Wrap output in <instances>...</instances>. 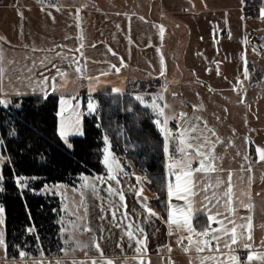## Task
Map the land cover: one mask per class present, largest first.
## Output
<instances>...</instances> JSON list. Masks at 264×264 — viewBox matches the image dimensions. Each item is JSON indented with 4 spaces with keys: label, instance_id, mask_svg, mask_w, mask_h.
Masks as SVG:
<instances>
[{
    "label": "crops",
    "instance_id": "crops-1",
    "mask_svg": "<svg viewBox=\"0 0 264 264\" xmlns=\"http://www.w3.org/2000/svg\"><path fill=\"white\" fill-rule=\"evenodd\" d=\"M262 1V12L258 14L257 20L260 28L264 29V0ZM243 8L244 0H0V51H8L12 56L2 58L6 60V64L0 66L4 67L6 72L0 80V96L11 95L10 99H14L43 96L45 92L50 95L56 93L62 82L86 81L90 84L83 83L85 86L82 87L81 94L90 97L88 94L94 92L96 84H100V88L111 85L106 83L109 81H90L89 77L100 75L105 79L109 78L108 80L116 78L131 83L124 72H138L158 79L169 71L165 68L168 66L166 56L169 57V53L166 48L169 51V43L165 42L166 47L161 43L166 39V32H159L162 27V23L157 21L159 17L170 19L176 12L188 14L200 24L195 26L205 29L207 27L211 31L210 36H215L214 39L217 40V29L223 33L227 32L229 36L239 29L235 20L240 17L243 21ZM219 17L223 21L224 30H221ZM153 24L158 28V38L153 37ZM176 58L179 57L174 59ZM181 60L184 62V59ZM45 77L48 78L46 84ZM113 92L123 93L114 90ZM135 92L132 93L136 96ZM229 107H226L225 112L223 139L213 136V140L206 144L202 141L204 134L201 130L205 131V128H201L203 124L201 123L202 126L197 127L196 131H192L193 128L187 124L183 136L178 137L182 139L179 144L185 152L184 155L177 154L181 155L179 163L171 165L165 151V219L160 217L154 207V195L149 191L141 169H137L130 161L124 168L86 177L87 185L80 191L69 188L63 191L65 194H79V213L82 219L81 224L80 219L78 220L79 234L86 232L88 246L84 253L40 257L32 262L26 261L29 259L8 261H26V264H73V261H86V264H91L92 260L101 259L95 248L94 242H97L103 259L110 260L111 264H200L199 258L211 256L215 259H225L232 251L262 245L264 159H261V153H264V121L245 124L241 118L243 106L234 107L230 111ZM97 113L98 106L95 114ZM239 113L240 118L236 122ZM188 114L186 108L179 109L176 118L178 115L183 116L185 121ZM241 119L242 123H239ZM220 145L222 146L218 147ZM197 151L201 154L198 155ZM202 163L204 166L214 163L218 170L196 171L201 168ZM188 168L191 177L189 175L187 179L188 176H184L182 172ZM229 173L232 202L226 204L227 198L222 197L220 202L216 203L212 193L215 191L219 196L227 190ZM109 175L118 177L119 183L107 179ZM216 179L224 183L218 187H208L214 185ZM187 182L188 190L183 185ZM109 185L123 193L124 201L117 195L109 194ZM203 188H207V192L202 191ZM172 194L175 195L176 201L172 200L171 204ZM206 195L208 200L205 199ZM57 197L60 199L64 218L69 209L67 207L65 212L61 196ZM209 200L212 202L209 203ZM65 202L67 204V200ZM249 204L252 205L250 209L245 207ZM149 210L155 215H149ZM245 210L252 218L250 230L247 224L240 223V214ZM107 211L110 212L111 220L106 226ZM217 212L220 215H217ZM199 216H203L204 221L198 225L195 219ZM208 216H212L211 222L207 219ZM62 218L60 233L64 226ZM173 220L176 226L184 225L186 220L189 223L183 228L177 227L179 234L175 235L171 224ZM221 223L223 230L213 236V232L220 228ZM206 226L211 229L207 236L209 240L206 236L199 239L196 231L201 232ZM190 227L194 231H189ZM233 227L236 236H241L240 245L235 249L227 244L230 242ZM140 229H143V232L139 231ZM128 231L134 234L132 240L128 238ZM249 234H253V238L248 239ZM137 237L143 241L142 244L136 243ZM214 237L219 239H213ZM183 239L188 241L185 247L180 245ZM209 243L211 247L207 246ZM197 247H204V251L197 252ZM137 248H140L139 253Z\"/></svg>",
    "mask_w": 264,
    "mask_h": 264
},
{
    "label": "rangeland",
    "instance_id": "rangeland-1",
    "mask_svg": "<svg viewBox=\"0 0 264 264\" xmlns=\"http://www.w3.org/2000/svg\"><path fill=\"white\" fill-rule=\"evenodd\" d=\"M251 2L254 3V6L249 5L246 11L244 10V2L242 11L243 16H241L243 21L240 17L235 20L239 29L237 31L234 30L236 32L231 36H229L227 32L223 33L217 29L216 31L219 32L216 35L218 38L217 40L214 39L215 36H210L211 31L208 30L207 27L205 29L195 26L200 24L188 14L176 12L170 19L159 17L157 21L162 23L161 29L163 30H159V32L162 34L166 32V39L164 42L161 41V43H163L164 47H166L165 42L169 43V51L166 48L169 57L166 56L165 53L167 59L166 64H168L165 68L169 69V71L166 72L163 77L155 79L152 76H146L138 72H124L128 79L132 81L131 83L116 78L108 80L109 78L105 79L100 75L89 77L88 79L101 83L109 81L106 83H109L111 85L109 87H112L111 89L114 91L133 94L132 92L136 90L137 93L135 92V97L139 96L141 98L142 102H140L142 105H148L151 112L156 116L155 121L167 120L166 124L161 123L158 128L159 130L161 128L163 129V131L160 130V132L164 136L165 144L168 145L169 150L166 152V155L171 165L179 163L178 160L181 158V155L177 154H185L183 146L179 144L182 139H178V137L183 136L182 134L187 128V124L191 128H197L202 126V123L203 126L201 128H205V131L201 130L204 134L202 141L208 144L209 140H213V136L218 139L224 138L226 107L230 106V111L232 108H240V105H242L243 110H240L241 118H243V123L245 124L264 121V52L259 49L258 51L253 44L247 42V36L251 33L257 31L264 33V29L260 28L259 21L257 20L258 14L262 12V9L261 7L259 9L255 8L258 4L262 6L263 1L253 0ZM220 21L221 30H224L221 17H219V22ZM182 26H184V28ZM204 26L207 25L204 24ZM152 27L153 37L158 38V28H156L154 24ZM219 37L224 38V40L222 38L219 39ZM182 46L185 48H180ZM3 57L12 56L9 55L8 51H0V65L6 64V60L2 59ZM175 57L179 58L174 59ZM181 59H184V62ZM161 80L166 81L161 82ZM83 83L88 85L89 82H62L59 89L55 91L59 102L57 112L58 133L61 131L65 132V138L68 139L69 142L71 137H78L80 136L78 132L83 131V115L95 114L98 106L97 100L94 97L82 96L81 90L82 87L85 86ZM173 93L176 95H173ZM77 95L79 96L77 97ZM10 96L11 95L0 96V101H4V103L7 104V107L3 105H0V107L2 106L8 109L9 106H13L16 108V104L18 103L20 105L21 98H24L18 97L10 99ZM16 99L17 102H15ZM165 104H167L168 107L163 108ZM90 105L95 109L94 112L90 111ZM161 108H163L165 113L164 116L158 115ZM183 108L189 111V114L185 116L187 118L185 121H183V116L178 115L176 118L178 110ZM237 116L236 122L240 118V113L237 114ZM190 119L192 121H190ZM175 120H178L180 123V131L177 134L169 132V127ZM215 121H217L216 125ZM184 122L187 123L184 124ZM239 123H242V119ZM205 124L207 127H205ZM182 125H184V127ZM211 125H213V127ZM214 127H217V130H215ZM105 137H107V143L105 142ZM222 139L221 141H223ZM221 146L222 145L218 147ZM182 148L183 151H181ZM0 155H2L1 152ZM4 162L5 159H0V171H3ZM128 163H131L129 159L126 157L121 158L116 155L112 149L109 137L104 136L102 158V169L104 171L102 173L82 174L74 185L66 183L48 184L49 187H43L39 191V194L42 195L61 196L64 203L63 210L66 212L67 207L69 209L68 214L66 212V216L62 218L64 226L59 235L62 243L59 254H81L85 252V249H88L87 238H85L86 232H81V234H79L78 220L80 219V224L82 223L79 213L81 207L79 194L78 192L65 194L63 191L67 188L80 191L87 185L86 177H94L96 175L111 172L117 168H124ZM186 171L189 172V168L186 169ZM170 175L172 176V172H170ZM188 178L189 176L187 179ZM183 185L185 188L188 187V182ZM71 186L73 187L70 188ZM175 199V195L172 194L170 197L171 204L172 200L176 201ZM65 200H67V204ZM172 206L173 205H171V207ZM172 212L173 214L175 213L174 208ZM106 214V216H108V221H106L105 225L107 226L111 219L109 218L110 212L107 211ZM240 215V223L246 225L249 212L245 210V212L242 211ZM5 218L6 212L4 208V213L0 215V219H3V223L0 224V239L3 240V244H0V264H26V261L32 262L35 258L45 257L44 255L39 257L25 255L24 257L16 259L29 260L24 262L8 261L10 258H8L7 255ZM215 220L220 221V219ZM171 224L173 234L178 235L179 230L177 226L175 223ZM221 230H223L222 223L220 228L214 231L212 235L216 236ZM199 233L200 232L196 231L199 239L204 237L199 235ZM249 235L253 238V234ZM236 237L237 240L235 244L231 242V239L229 240L230 242L227 243L230 248L235 249L238 247L237 245H240L239 240L241 236L237 235ZM90 250H92V247ZM250 250L258 251L260 253V258H258V260H249V254L247 252ZM227 255L229 256H226L225 259H215L211 256H206L204 259L199 258V261L200 264H241L242 261H245V264H264V259H261V257H264V243L247 250L232 251ZM76 262L80 264L82 261ZM84 264H86V261Z\"/></svg>",
    "mask_w": 264,
    "mask_h": 264
},
{
    "label": "trees",
    "instance_id": "trees-1",
    "mask_svg": "<svg viewBox=\"0 0 264 264\" xmlns=\"http://www.w3.org/2000/svg\"><path fill=\"white\" fill-rule=\"evenodd\" d=\"M251 1L244 0L245 11L249 5L254 6ZM93 89L88 95L97 100L98 113L84 115V136L70 138L75 154L65 150L58 134L56 93L48 95L47 100L42 96L21 98L16 108L0 107V137L4 139L0 152L5 157L0 205L6 212L10 259L20 258V252L34 257L60 255L61 202L57 196L39 191L48 184L74 185L82 174L102 173L104 136L109 137L117 156L126 157L141 169L158 214L166 218L165 139L154 123L156 116L134 94L113 92L109 86L100 88V84ZM12 129L16 136L8 135ZM13 173L38 179L18 189ZM195 220L199 225L204 217Z\"/></svg>",
    "mask_w": 264,
    "mask_h": 264
},
{
    "label": "snow or ice",
    "instance_id": "snow-or-ice-1",
    "mask_svg": "<svg viewBox=\"0 0 264 264\" xmlns=\"http://www.w3.org/2000/svg\"><path fill=\"white\" fill-rule=\"evenodd\" d=\"M161 31H163V30L161 29ZM77 71H79V69H77ZM5 72H6L5 68L2 67V66H0V80H2V78H3L4 74H5ZM61 75H66V74H65V73H61ZM47 79H48L47 77L44 78V83H45V84L47 83ZM54 79H55V78H53V80H54ZM53 89H54V84H53ZM40 98H41V99H44V100H47V98H48V93L45 92V94H44L42 97H40ZM136 99H137L138 101H141V98H140L139 96H137ZM161 99H162V97H161ZM141 102H142V101H141ZM65 103H66V102H65ZM0 105H3L4 107H7V104H5L4 101H0ZM144 106H145V107H148V105H144ZM16 107H20V105L17 103V104H16ZM153 107H155V106H153ZM166 107H168L167 104H165V105L163 106V108H166ZM89 108H90V111H93V112L95 111V109L92 108L91 105L89 106ZM163 108L160 109L158 115H160V116H164V115H165V113H164V111H163ZM181 115H183V114H181ZM154 123L157 124V125L159 126L161 123L166 124V123H167V120H164V121H154ZM97 127H99V125H97ZM205 127H207L206 124H205ZM160 130L163 131L162 128H161ZM209 130H210V129H209ZM192 131H196V128H193ZM210 131H211V130H210ZM58 134H59L60 137H61V140H62V143H63V146H64L65 150H66L67 152H69V153L75 154V147H74L73 143L69 142V140L65 138V132L61 131V132H59ZM78 134H79L80 136H84L83 131H79ZM213 134H215V133H213ZM8 135H9V136H16V135H17V132H16L15 129H12V130H10V131L8 132ZM182 135H183V134H182ZM105 142L107 143V137H105ZM2 147H4V139H3V137H0V148H2ZM189 147H191V145H189ZM164 150H165L166 152L169 150L167 144H165V149H164ZM181 151H183V148L181 149ZM197 154L200 155L201 153H199V151H197ZM0 159H5V157H4L3 155H0ZM261 159H264V153H261ZM9 162H10V161H9ZM204 170H207V171H210V172H216L218 169L214 166V163H209L207 166H204L203 163H202L201 168L196 169V171H204ZM182 174H183L184 176H186V177L190 175V173L187 172V171L182 172ZM13 176H14V182H15V184H16V186H17L18 189H24V188H27V187H28V184H27V181H28V180H36V179H38V177H24V176L16 175L15 173H13ZM107 179H110V180H116V182L119 183V179H118V177H116V176L109 175V176L107 177ZM177 179H179V176L177 177ZM3 181H4V176H3L2 171H0V192H3V191H4ZM222 183H224V181H222V180H220V179H216V180H215V184H214V185H209L208 187H213V186L218 187V186H219L220 184H222ZM227 185H228V186H227V190L224 191L223 193H221L219 196H218V194H217L215 191L212 193V197L216 199V203H219V202H220V198H222V197H226V198H227V200H226V204H231V202H232V194H233V193H232V184H231V173H229L228 180H227ZM44 187L47 188V187H49V186H48V185H45ZM186 190H188L187 187H186ZM93 191H95V186H93ZM108 191H109V194H110V195H117V196H119V199H120L121 201H124L123 193L114 190V189L111 187V185H109ZM202 191L207 192V188H203ZM169 194H171V193H169ZM205 199L208 200V196H207V195L205 196ZM211 202H212V201L209 200V203H211ZM241 203L243 204L242 201H241ZM245 207H247V208L250 209V208L252 207V205H250V204H249V205H245ZM3 213H4V207H3V205H0V215H2ZM126 213H127V208H126V204H125L124 214L126 215ZM149 215H155V213H152V212L149 210ZM217 215H220V213L217 212ZM113 217L115 218V213H113ZM207 219L211 222V221H212V216H208ZM247 221H248V223H247V228L250 230V229H251V226H252V224H251V221H252L251 216H249V217L247 218ZM2 223H3V219H0V224H2ZM172 223H175V221H172ZM188 223H189V222L186 220V221L184 222V225H187ZM184 225H179V224H178L177 227H178V228H183ZM129 227H131V226H129ZM86 230L90 231V229H86ZM210 230H211L210 227L206 226L205 229L199 233V235H201V236H206V237H207L208 234H209V231H210ZM139 231L143 232V229H140ZM189 231H194V229H192V228L190 227V228H189ZM231 233H232V235H231V242H232L233 244H235V243H236V240H237L236 232H235V227H233V228L231 229ZM127 235H128V238H129L130 240H132V239L134 238V234H133L132 231H128V232H127ZM146 238H147V237L145 236L144 239H146ZM135 239H136V243H137L138 245L143 243V241H142L140 238L137 237V238H135ZM189 239H190V238H189ZM213 239H219V238H218V237H214ZM248 239H251V236H250V235H249ZM0 244H3V240H2V239H0ZM207 246H208V247H211V244L209 243ZM226 246H227V245H226ZM95 247H96L97 251L100 253L101 259H100L99 261H97V260H92V261H91V264H111V261H110V260H105V259H103V253H102V251L100 250V245H99L98 243H95ZM216 247H217V250H218V247H219V246L217 245ZM136 251L139 253V252H140V248H137ZM196 251H197V252H202V251H204V247H197V248H196ZM19 255H20L21 257H24V256H25V253H24V252H20ZM248 259L250 260V259H251V256H249ZM261 259H264V257H261ZM73 264H78V262L73 261ZM80 264H84V262H80ZM141 264H142V262H141Z\"/></svg>",
    "mask_w": 264,
    "mask_h": 264
},
{
    "label": "built area",
    "instance_id": "built-area-1",
    "mask_svg": "<svg viewBox=\"0 0 264 264\" xmlns=\"http://www.w3.org/2000/svg\"><path fill=\"white\" fill-rule=\"evenodd\" d=\"M247 42L253 44L257 49H259L260 51L264 52V33H261L259 31L257 32H253L250 35L247 36ZM169 132L173 133V134H177L180 131V124L178 120H175L169 127ZM137 169H139V167L137 166ZM208 239V238H207ZM188 241L183 239L180 242L181 247H185L187 246ZM249 254V256H251L252 260H258V258H260L259 256V252L256 250H250L247 252ZM241 264H245V261H242Z\"/></svg>",
    "mask_w": 264,
    "mask_h": 264
},
{
    "label": "bare ground",
    "instance_id": "bare-ground-1",
    "mask_svg": "<svg viewBox=\"0 0 264 264\" xmlns=\"http://www.w3.org/2000/svg\"><path fill=\"white\" fill-rule=\"evenodd\" d=\"M180 124V123H179Z\"/></svg>",
    "mask_w": 264,
    "mask_h": 264
}]
</instances>
